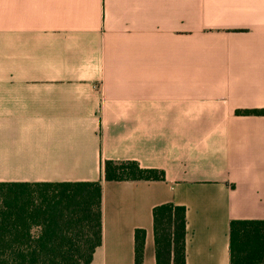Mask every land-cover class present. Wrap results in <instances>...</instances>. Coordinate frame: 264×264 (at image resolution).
Masks as SVG:
<instances>
[{"label": "crops", "instance_id": "obj_1", "mask_svg": "<svg viewBox=\"0 0 264 264\" xmlns=\"http://www.w3.org/2000/svg\"><path fill=\"white\" fill-rule=\"evenodd\" d=\"M264 0H0V183L102 182L90 264L156 263L153 209H186V264H230L264 220ZM106 160L162 180L104 179Z\"/></svg>", "mask_w": 264, "mask_h": 264}, {"label": "trees", "instance_id": "obj_2", "mask_svg": "<svg viewBox=\"0 0 264 264\" xmlns=\"http://www.w3.org/2000/svg\"><path fill=\"white\" fill-rule=\"evenodd\" d=\"M264 115V109H238ZM104 179L162 180L136 161L106 160ZM102 182L0 183V264H90L102 243ZM157 264H186V209H153ZM145 232L135 231V264H143ZM230 264H264V220L230 223Z\"/></svg>", "mask_w": 264, "mask_h": 264}]
</instances>
